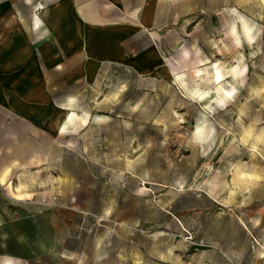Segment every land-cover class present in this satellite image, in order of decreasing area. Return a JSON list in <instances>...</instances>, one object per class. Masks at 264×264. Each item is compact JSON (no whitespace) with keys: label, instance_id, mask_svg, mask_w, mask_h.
Returning a JSON list of instances; mask_svg holds the SVG:
<instances>
[{"label":"rangeland","instance_id":"1","mask_svg":"<svg viewBox=\"0 0 264 264\" xmlns=\"http://www.w3.org/2000/svg\"><path fill=\"white\" fill-rule=\"evenodd\" d=\"M159 3L157 69L106 67L30 143L46 158L0 174V264H236V214L264 231V0Z\"/></svg>","mask_w":264,"mask_h":264},{"label":"crops","instance_id":"2","mask_svg":"<svg viewBox=\"0 0 264 264\" xmlns=\"http://www.w3.org/2000/svg\"><path fill=\"white\" fill-rule=\"evenodd\" d=\"M160 28L159 0H0V127L7 121L9 128L0 130V142L15 144L0 174L46 158L30 143L55 140L64 127L52 130L49 119L57 108L76 109L60 105L64 96L95 84L109 65L153 73L161 59ZM235 220L231 253L242 264L256 243L264 249V231L256 215L248 226L240 214Z\"/></svg>","mask_w":264,"mask_h":264},{"label":"bare ground","instance_id":"3","mask_svg":"<svg viewBox=\"0 0 264 264\" xmlns=\"http://www.w3.org/2000/svg\"><path fill=\"white\" fill-rule=\"evenodd\" d=\"M221 78H222V73H221L219 67L216 66L213 79L215 82H219L221 80ZM73 113L70 112L67 108H61V107L57 108L56 111L54 112V115L48 121L50 128L52 130H55V131L62 130V128L64 127L63 123H62L63 118L65 116L71 117V115ZM83 121L86 122V119H83ZM2 177H3V175H2ZM4 262H5V264H13V262L10 259H6Z\"/></svg>","mask_w":264,"mask_h":264},{"label":"clouds","instance_id":"4","mask_svg":"<svg viewBox=\"0 0 264 264\" xmlns=\"http://www.w3.org/2000/svg\"><path fill=\"white\" fill-rule=\"evenodd\" d=\"M198 131H199V129H198Z\"/></svg>","mask_w":264,"mask_h":264}]
</instances>
